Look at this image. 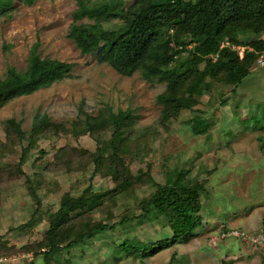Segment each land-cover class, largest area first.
Wrapping results in <instances>:
<instances>
[{
    "label": "rangeland",
    "instance_id": "obj_1",
    "mask_svg": "<svg viewBox=\"0 0 264 264\" xmlns=\"http://www.w3.org/2000/svg\"><path fill=\"white\" fill-rule=\"evenodd\" d=\"M7 1L8 13L0 16V80L8 68L25 70L35 44L41 58L73 67L68 78L0 107L4 264H264V53H257L243 79L234 72L211 78L218 56L203 60L175 98L166 82L143 80L139 72L121 76L81 54L67 37L71 25L98 23L117 38L133 22L130 10L151 0H91L77 22L74 0ZM104 5L118 18L99 19ZM171 29L159 32L161 40L172 36ZM259 39L251 30H227L220 54L231 50L241 60ZM194 46L187 36L170 41L172 80L193 66ZM121 112L129 113L130 125L114 133L107 117ZM92 119L98 129L89 131L85 124ZM166 185L198 188L202 226L187 243L144 260L126 257L118 250L122 242L172 238L165 218L141 207ZM65 194L100 199L70 214V229L58 234L61 251L46 263L49 216ZM99 223L107 224L103 233L75 242Z\"/></svg>",
    "mask_w": 264,
    "mask_h": 264
},
{
    "label": "trees",
    "instance_id": "obj_2",
    "mask_svg": "<svg viewBox=\"0 0 264 264\" xmlns=\"http://www.w3.org/2000/svg\"><path fill=\"white\" fill-rule=\"evenodd\" d=\"M35 1L23 0L27 5ZM74 1L78 5L74 14V22H77L87 16L86 4L91 0ZM7 3V0H0V16L7 15L9 10V7H6ZM130 14L133 18L130 28L117 38H112L104 32L98 23L91 27L71 25L67 37L81 54L90 55L100 63L109 64L121 76L127 77L139 72L143 80L158 79L166 82V92L175 98L183 93L186 81L192 80L198 71L197 66L203 60L218 56L209 70L211 78L215 79L221 72L225 74L234 72L243 79L248 75V65L256 59L257 53H264V0H151L146 5L131 9ZM116 18L118 15L115 10L114 12L108 10V6L105 5L100 8L99 19L107 21ZM168 27L172 28V36L164 42L159 32ZM227 30H251L262 39L256 41L252 45V51L246 52L240 60L231 50L220 54V43ZM183 36L189 37L195 43L192 55L193 66L179 71L176 79L172 80L169 70L172 62L170 41L177 43ZM37 47V44L32 47L23 72H18L12 67L8 68L4 78L0 80V107L9 100L31 95L69 77L73 67L71 64L41 58L37 53ZM164 98L160 96L159 101L164 105H170L171 101ZM130 119L131 116L127 112L116 115L110 113L107 124L116 133L129 126ZM92 120V123L85 124L89 131L98 129L97 119ZM9 124L18 138L24 136L17 123L10 121ZM44 126L48 127L45 118ZM199 192L194 186L159 187L141 207L147 214L152 207L159 216H163L168 223L172 238L166 242L146 245L125 241L118 245V250L126 257L144 260L175 244L187 243L202 226ZM99 199L98 195L73 198L65 194L62 197L58 210L51 214L48 220V230L42 245V249H48L44 253L46 263L61 251L62 245L58 234L67 228L70 229L68 226L70 214L88 204L96 203ZM107 228V224L104 223L92 226L86 234L79 235L75 242H81L85 237L93 234L103 233ZM68 246H71V243H68ZM24 250H27L26 254H31L29 248Z\"/></svg>",
    "mask_w": 264,
    "mask_h": 264
},
{
    "label": "built area",
    "instance_id": "obj_3",
    "mask_svg": "<svg viewBox=\"0 0 264 264\" xmlns=\"http://www.w3.org/2000/svg\"><path fill=\"white\" fill-rule=\"evenodd\" d=\"M262 240H264V233L261 235L260 237ZM9 262V259H6V258H0V264H4V263H7Z\"/></svg>",
    "mask_w": 264,
    "mask_h": 264
}]
</instances>
